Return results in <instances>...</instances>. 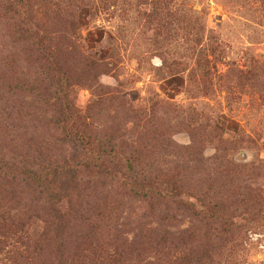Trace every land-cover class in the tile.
Listing matches in <instances>:
<instances>
[{"label":"rangeland","instance_id":"1","mask_svg":"<svg viewBox=\"0 0 264 264\" xmlns=\"http://www.w3.org/2000/svg\"><path fill=\"white\" fill-rule=\"evenodd\" d=\"M3 159L0 264H264V0H0Z\"/></svg>","mask_w":264,"mask_h":264},{"label":"trees","instance_id":"2","mask_svg":"<svg viewBox=\"0 0 264 264\" xmlns=\"http://www.w3.org/2000/svg\"><path fill=\"white\" fill-rule=\"evenodd\" d=\"M2 164L0 165L1 170L7 171V172H14L15 168L6 161V159L3 161H0ZM54 167H45L40 173L38 171H26L25 175L27 176V178H29L31 180L32 183H35L39 188H41L43 191L46 192V188H45V183L48 182L49 177L51 176L50 174L52 173V177H59L58 176V172L60 174H62V168L57 169V170H53ZM3 171V172H4ZM69 172V171H68ZM74 177V176H71ZM54 182V181H53ZM52 181L50 182L53 183ZM61 191L59 192H53L50 193V203H51V216L54 218V227L56 228V232L62 233V231H64L65 227H66V219L67 216L62 214V211L60 210V204L62 202V198L61 195H63L66 190L67 187H61L60 188Z\"/></svg>","mask_w":264,"mask_h":264}]
</instances>
